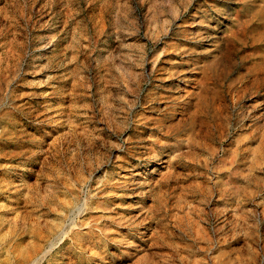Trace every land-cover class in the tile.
<instances>
[{"label": "rangeland", "instance_id": "obj_1", "mask_svg": "<svg viewBox=\"0 0 264 264\" xmlns=\"http://www.w3.org/2000/svg\"><path fill=\"white\" fill-rule=\"evenodd\" d=\"M0 264H264V0H0Z\"/></svg>", "mask_w": 264, "mask_h": 264}, {"label": "bare ground", "instance_id": "obj_2", "mask_svg": "<svg viewBox=\"0 0 264 264\" xmlns=\"http://www.w3.org/2000/svg\"><path fill=\"white\" fill-rule=\"evenodd\" d=\"M245 90L243 91V97H241V98H238V99H236V101H235V103H239V102H242L243 100H245V96L248 94V92H250L251 90H253L255 93H257L258 92V90L259 89H261V84H258V83H256L255 82V84H252V87L251 88H248V87H245L244 88ZM251 94H253V93H251ZM256 95V96H255ZM254 96L256 97V98H259L260 97V95L259 94H254ZM184 113H186V112H184ZM188 120V119H187ZM161 123H162V121H161ZM189 124V123H188ZM190 125V124H189ZM176 128V127H175ZM163 131V130H162ZM175 133H174V129H172V128H169V127H167V130L162 134V137L163 138H165V139H170V138H172V137H174L175 135H178V136H180L182 133H186L187 131L185 130V126L184 125H182V122H179V125H178V127H177V129H175ZM189 134V133H188ZM162 138V139H163ZM164 139V140H165ZM160 140V139H159ZM162 141V140H161ZM154 144V143H153ZM158 144V143H157ZM158 154V153H157Z\"/></svg>", "mask_w": 264, "mask_h": 264}]
</instances>
